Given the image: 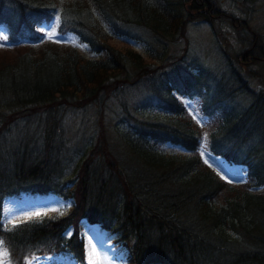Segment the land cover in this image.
I'll use <instances>...</instances> for the list:
<instances>
[{
    "label": "trees",
    "instance_id": "16d2710c",
    "mask_svg": "<svg viewBox=\"0 0 264 264\" xmlns=\"http://www.w3.org/2000/svg\"><path fill=\"white\" fill-rule=\"evenodd\" d=\"M250 4L0 0V215L23 194L72 203L63 216L0 223L11 264L51 254L85 264L82 219L115 234L128 264H264V192L250 191L264 185V31L250 25ZM52 21L94 56L46 39ZM193 24L215 36L225 61L219 76L186 65L184 31ZM174 39L182 54L166 50ZM130 40L160 61L140 62ZM139 83L138 105L124 91ZM111 99L116 118L105 113ZM194 99L212 124L208 150L244 165V182L230 184L201 159L202 129L183 103ZM78 107L91 108V135L63 192L73 148L62 114Z\"/></svg>",
    "mask_w": 264,
    "mask_h": 264
},
{
    "label": "rangeland",
    "instance_id": "374dc122",
    "mask_svg": "<svg viewBox=\"0 0 264 264\" xmlns=\"http://www.w3.org/2000/svg\"><path fill=\"white\" fill-rule=\"evenodd\" d=\"M226 4H224L225 6ZM251 10H250V25H254L260 32L264 31V0H251ZM56 23L52 21L45 25V38L56 42L59 45H72L76 51L80 54L90 57L94 56L89 49L84 46L78 38L72 33H60L56 31ZM184 35L187 41V46L183 55L186 64L189 67L194 65L208 67L211 72L219 76V71H222L224 65V59H222V54L220 52L219 46L216 42V38L212 33L211 29L207 24H193V26H188ZM57 37H60L57 39ZM115 46L117 45L118 39H111ZM4 41L3 33L0 29V45ZM180 39H174L176 46L168 49L174 54H182V48H179L177 42ZM132 46L133 50L136 51L137 58H143L145 61H150V57L144 47L142 42L130 40L128 41ZM180 44V43H179ZM231 54V53H230ZM156 62L160 61L159 57H154ZM200 57L204 58L209 64H206ZM136 58V62L138 59ZM126 67L130 70L128 61H126ZM139 62V64H140ZM199 67V66H198ZM197 69V68H196ZM195 69V70H196ZM134 70H132L133 72ZM136 72V71H135ZM142 84H137L135 86L129 87L124 91V95L127 98L134 100V103L139 105L140 94H145V90L142 89ZM240 99V98H239ZM243 99L240 103H243ZM184 106L187 109L191 117L197 122V124L202 129L201 136V146H200V156L203 162L209 166L216 174L221 178L225 179L232 185L242 183L245 181L246 167L241 164H234L226 162L223 158L213 155L208 151L206 141L208 131L212 126L211 123L206 122L207 117L203 116L200 111L199 102L197 99L194 100H184ZM107 109L105 111L106 115L116 118L119 114L118 106L114 99L108 102ZM147 110L148 108L146 106ZM146 113V112H145ZM62 120L66 128V135L69 138V142L72 145L71 156L66 160L65 167L59 177V181L62 182L61 189L63 192L67 191V183L74 175L76 171L77 164L80 162L86 148L88 147L87 139L91 135L90 122L92 120L91 108H74L66 110L62 114ZM125 122H119V128H124ZM205 141V143H203ZM162 150H173L169 148L167 144L162 146ZM250 191L263 193L264 185L254 186L250 188ZM71 200L64 198L59 194L46 193L43 195H30L23 194L15 198H8L4 203L0 215V223L3 227L11 228L17 223L22 221H34L40 220L46 217H57L63 216L71 206ZM39 213V215H36ZM80 235L83 240L85 264H128V249L123 243H120L115 239V234L101 228L96 224H89L85 220H80ZM69 234L70 228L66 230ZM0 264H11L8 259V252L5 249L2 241H0ZM28 264H73L64 255H44L36 256Z\"/></svg>",
    "mask_w": 264,
    "mask_h": 264
},
{
    "label": "snow or ice",
    "instance_id": "6c2138e0",
    "mask_svg": "<svg viewBox=\"0 0 264 264\" xmlns=\"http://www.w3.org/2000/svg\"><path fill=\"white\" fill-rule=\"evenodd\" d=\"M60 37H57V39H59ZM36 215H39V213H37Z\"/></svg>",
    "mask_w": 264,
    "mask_h": 264
},
{
    "label": "bare ground",
    "instance_id": "6f19581e",
    "mask_svg": "<svg viewBox=\"0 0 264 264\" xmlns=\"http://www.w3.org/2000/svg\"><path fill=\"white\" fill-rule=\"evenodd\" d=\"M44 194H46V193H44Z\"/></svg>",
    "mask_w": 264,
    "mask_h": 264
}]
</instances>
